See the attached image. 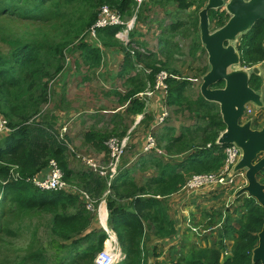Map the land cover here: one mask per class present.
I'll list each match as a JSON object with an SVG mask.
<instances>
[{
    "label": "trees",
    "instance_id": "16d2710c",
    "mask_svg": "<svg viewBox=\"0 0 264 264\" xmlns=\"http://www.w3.org/2000/svg\"><path fill=\"white\" fill-rule=\"evenodd\" d=\"M154 3L156 5H150L148 10L157 5L186 10L197 3L198 16L206 0H154ZM102 5H109L128 16L136 8L135 0H0V127L1 120L6 121L8 127L0 138V229L5 235L18 236L22 229L21 215L49 214V233L56 237L57 244L53 256L36 250L17 264L29 261L35 264H94L96 253L104 247L107 233L96 224L97 213L88 209V204L91 202L97 206L103 199L109 210L108 224L116 231L127 255L120 264H149L148 249L143 245L147 234L152 233L150 235L156 239L167 236L170 241L177 234L173 229L177 219H170L168 208L171 205H166L163 199H169L177 192L188 175L217 170L227 157L229 145L217 143L226 127L219 104L207 100L201 92L190 97L187 94L189 80H181L182 75L175 72L171 64L175 54L180 52L173 41L182 32L184 22L173 21L165 28L156 51H148L145 41L134 40L139 28L134 29L131 44L137 45L136 49L131 44H121L116 38L119 26L97 28L95 37L90 34V27L96 22ZM146 11L145 8L143 13L139 11L137 21L141 23L146 18L143 15ZM229 18L217 12L214 19L210 18V24L214 22L212 26L217 29ZM87 31L94 40L88 39ZM192 37L189 53L197 58L204 57L207 52L200 35ZM110 48H118L123 54L119 70L123 80L117 79L116 82L121 83L124 90L119 91L118 87L113 91L120 97L117 107L121 108L119 115L122 118L143 112L145 102L139 95L155 82L158 72L167 70L172 76L166 80L167 95L159 93L155 96L161 103L157 105L158 114L161 108L171 109L170 115L153 131L157 146L163 153L150 154L146 158L143 146L137 142L140 146L138 158L128 166V160L124 158L118 173L108 183V178L93 168L75 171L70 166L69 135H61L57 128L58 113L66 112L60 107L67 94L65 90L62 89L63 96L56 103L55 113H44L43 107L52 99V82L63 72L69 53H79L74 66L77 72L88 73L81 75L83 82L91 81L93 77L99 81L97 72L104 63L105 50ZM238 50L243 66L256 65L264 59V20L241 34ZM208 65L204 64L199 74H205ZM249 84L258 91L262 87V77L252 72ZM215 86H223V82ZM186 110L188 115L184 114ZM148 118L152 120L153 114ZM172 119H176L178 124H172ZM192 119L196 122L191 123L189 120ZM121 125L123 122L113 125V134L107 130H88L85 134V139L96 151L107 152L103 157L109 162L102 166H108L112 161L111 149L105 144L107 139L110 136L122 138L126 134L125 130L118 132ZM140 139H143V134ZM51 158L58 161L64 179L79 187L78 193L45 191L32 182L31 177L46 169ZM150 166L156 168L157 173L140 178L134 175L135 172L147 171ZM13 169L20 178L11 176ZM258 179L264 182V169L258 174ZM85 194L89 195V200ZM7 201L13 203L10 210L3 206ZM245 203L243 219L227 217L222 235L235 242L223 264H261L252 261V252L258 244L264 209L251 196L246 197ZM6 216L12 219L6 221ZM234 220L239 223L238 228L230 223ZM167 224L170 229H165ZM154 243L157 244V240ZM166 244L168 241L164 240ZM173 250L172 247L170 261H167L171 264H221V250L217 248L216 241L210 247L191 249L188 258Z\"/></svg>",
    "mask_w": 264,
    "mask_h": 264
},
{
    "label": "rangeland",
    "instance_id": "374dc122",
    "mask_svg": "<svg viewBox=\"0 0 264 264\" xmlns=\"http://www.w3.org/2000/svg\"><path fill=\"white\" fill-rule=\"evenodd\" d=\"M197 8V3H194L192 8L179 11L177 8L172 9V7L155 6L153 10L146 11L143 14L146 18L142 21V24L144 25L141 29H143V31H141L142 34L139 37L140 40L146 42L148 51H156L158 48L159 38L166 30L165 28H167V26L173 21L181 20L184 22L183 27H181L182 32L180 35L175 37L173 41L178 45L180 52L175 54V58H173L171 64L175 72L182 75L181 80H189L190 87L187 89V94L190 97H195L198 92L200 93L203 76L210 69L208 65V55L206 53H204V57L201 56L200 58H197L189 53L190 47L188 48V46L189 44L191 45V40H193L192 36L200 34L198 16L201 9L198 11L197 16ZM143 9L144 6L138 10L137 15H139L140 10L143 13ZM170 9H172V11ZM224 10L225 9L222 8L218 10L211 9L209 16L214 19L217 12H219L221 15L224 14L225 17H230V14L228 12L226 13ZM213 23L214 22L211 23L212 30L214 28V26H212ZM195 27L197 28L198 33L196 32ZM167 33L168 32H166V34ZM185 33H188L189 35H185ZM86 34L88 35V31ZM92 36L95 37V35ZM87 37L89 40H94L90 37V35ZM234 44L236 43L234 42ZM105 54L107 57L108 54L112 55L109 50L105 51ZM77 55H79L78 52L69 53L63 72L52 82L53 100L51 99L49 103L44 105L43 112L45 113L49 111L53 113L54 111L55 113L58 108L56 103L59 102L60 98L63 96L62 89H64L67 94L64 103H62L60 107L66 110V112L63 113V117L60 116L59 123H62L61 128L64 131V134L67 133L70 138V166L73 167L75 171L91 169L92 167L89 168L90 163L88 162V159L90 158H95L98 161H101V166L107 165L109 162H107V160L103 157L104 155H107V152L100 150L96 151L94 147L90 145L88 140L85 139L86 132L88 130L93 132L107 130L108 132L112 131L113 134V125L123 122V125L120 126L118 132L125 130L126 134L124 137L128 136L130 139L132 137V141L126 146L125 154L123 153L124 155L121 158L122 161L120 164L125 158L128 160L126 163L128 166L138 158L140 154L138 151L140 146L138 147L137 142L140 141L144 129L149 126L150 122L153 121L156 116H158L157 105L159 104L160 106L161 103L155 97L153 98L147 95L141 96L140 94L139 96L145 102L143 112L134 117L123 116L122 118L119 115L121 108L120 106L117 107L120 97L113 92L118 89V87L120 88L118 89L119 91L124 90V86H121V83L116 82L118 81L115 75V71L118 66L116 59L118 54L113 53V62L115 63V67L112 70L113 78L110 77L108 80L103 82L100 79L98 81L96 77H93L94 79L91 81L83 82L81 80L82 76L88 73L77 72V68L74 66V64H76V57L78 58ZM204 64L208 65L207 71L205 74H199L201 73L199 71H202L201 69ZM237 68H241V66L238 65ZM252 72H256L262 77V87L258 90V92L261 95L263 105L261 106L249 103L248 105H250L254 111V115H251L250 118L253 120V127L261 128L264 125V68L261 66H253L250 73ZM163 93L161 94L163 95ZM166 95L167 92L165 91L164 96ZM167 110L170 115L171 109L167 108ZM151 114H153L154 117L152 120L148 118ZM184 114L188 115L189 112L186 110L184 111ZM256 117H258L257 122L255 121ZM247 119H249V117L245 116L242 118V122ZM170 121L172 124H178L176 119H172ZM189 121H191V123L194 121L195 123L196 119ZM66 129L68 130L66 131ZM3 135L4 132L1 131L0 138ZM111 137L112 136H110L105 142L107 146H109L108 140ZM144 153L146 154L145 157L148 158V155L158 154L160 152L153 149L145 151ZM224 164L219 169H215L212 172L220 173L224 168ZM93 169L102 174L101 171H99L100 169ZM116 170L118 171L119 168L116 167ZM156 171V168L150 166V169L147 171L142 173L135 172L134 175L140 178L144 175L157 173ZM193 174L196 173H192V175ZM192 175H188L186 181ZM233 176L235 183L231 185L218 184L211 188H204L191 192H182L178 193L174 197H170L169 199H163L166 202V205H171V207L168 208L170 219H174V217L177 219V223L173 225V229L177 230V234L173 241L167 239V236L165 239L162 237H160L162 239H156V237L151 235L152 239L154 238V242L155 239L157 240L159 247L157 248L158 253H163V251L166 250V258L170 261L169 253L173 247L175 250L174 253H177L178 255L180 253L185 254L186 258H188L190 256L191 249L206 246L210 247L214 241H216L217 248L221 250L220 263L223 264L224 258L231 253L235 242L231 237H224L222 235L225 224L228 221L227 217L230 216L233 218L243 219L246 211L244 208L246 204L245 199L249 196L247 193L240 194L239 196L237 195V191L247 184V180L241 175V171L235 173ZM68 184V187L75 188L73 183L68 182ZM100 205H103V201ZM3 206L5 207V210H10L13 203L11 201H7ZM98 207L94 206L95 213ZM91 211L94 212V210ZM104 216H106V212H104ZM49 217L50 215L45 213L41 216L38 214H26L25 216L21 215L19 217V221L22 225V229L20 230L21 232L18 236L5 235L0 229V264H17L24 257H27L29 253L36 250H42L46 254L53 256L56 252L57 244L55 240L56 237L51 236L49 233ZM10 219H12L11 216H6V221ZM230 223H233L235 228L239 227V223L235 220ZM167 228L170 229L169 224L165 227V229ZM149 231L152 232V229ZM233 234L236 236L238 235V233ZM164 240L168 241V244L164 245ZM62 252L65 253V249H63ZM171 258L173 259L175 256H171ZM153 262L154 261L151 258L150 263ZM24 264L35 263L29 261Z\"/></svg>",
    "mask_w": 264,
    "mask_h": 264
},
{
    "label": "water",
    "instance_id": "95a60500",
    "mask_svg": "<svg viewBox=\"0 0 264 264\" xmlns=\"http://www.w3.org/2000/svg\"><path fill=\"white\" fill-rule=\"evenodd\" d=\"M218 8L225 9L230 18L222 27L212 30L209 11ZM199 18L200 38L210 67L203 76L200 90L207 100L219 104L226 126L217 143L235 144L241 149V159L230 174L243 170L247 184L237 191V195L247 193L264 209V182L258 179V174L264 169V125L254 128L251 118L242 122L247 104L262 106L263 102L260 93L249 84L250 73L237 68L241 56L234 44L242 33L264 20V0H208L199 12ZM219 82H223V86H215ZM258 238L252 261L264 264V222Z\"/></svg>",
    "mask_w": 264,
    "mask_h": 264
},
{
    "label": "built area",
    "instance_id": "2783aa9c",
    "mask_svg": "<svg viewBox=\"0 0 264 264\" xmlns=\"http://www.w3.org/2000/svg\"><path fill=\"white\" fill-rule=\"evenodd\" d=\"M135 1L137 2V7H139L144 0ZM135 19L136 15H133L131 19L125 21L118 12L105 5L101 8L96 22L90 27V34L96 35L97 28L106 27L112 24H126L127 28L123 31H119L116 36L120 40L127 42L129 40L128 33L133 28ZM146 72H150V70L146 69ZM169 76L172 75L167 70H161L158 72L155 77V82L153 84H149L146 89L141 91V96L147 95L154 98L159 93L164 92L163 95H165V91L168 93V85L166 80ZM246 113L247 115H253V110L250 105L246 106ZM168 116L169 112L167 108H161L160 113L153 121H151L148 129L145 132L143 131V139H140V145L143 146L144 151L154 149L160 153H163V150L157 146L156 137L153 131L154 128L161 125ZM62 132L64 131L62 130ZM108 143L109 148L111 149L112 157V161L108 166H111L110 168L114 173L117 164L124 155L123 153H125L126 146L130 143V137L126 136L119 138L117 136H112L108 140ZM226 155L227 157L225 159L224 168L220 173L212 172L193 174L181 187L179 192H191L194 190L211 188L218 184H234L235 179L233 175H235V173L231 175L230 172L241 159L242 151L235 144H230L226 148ZM88 162L90 163L89 167L96 168V170L100 169L99 171H101L102 174H106V168L108 166H101L95 158L88 159ZM241 175L245 177V172L241 171ZM33 182L39 189L45 191L62 190L67 187V183L63 179V171L55 159L50 160L46 170H43L38 175L34 176ZM123 257L124 255L117 249V245H110L109 248H105L98 253L96 261L98 264H114Z\"/></svg>",
    "mask_w": 264,
    "mask_h": 264
},
{
    "label": "clouds",
    "instance_id": "9594fccd",
    "mask_svg": "<svg viewBox=\"0 0 264 264\" xmlns=\"http://www.w3.org/2000/svg\"><path fill=\"white\" fill-rule=\"evenodd\" d=\"M145 1L146 0H144L143 1V3L141 4L142 6H144V4H145ZM136 2V1H135ZM207 2H208V0H206V4H207ZM205 4V5H206ZM141 5L139 6V7H137V2H136V8H135V10H134V13L131 15V16H128V15H123L118 9H116V8H112V7H110L109 5H106V6H108L110 9H112V10H114V11H116V12H118L120 15H121V17L125 20V21H128L129 19H131L132 18V16L133 15H136V19H135V21H134V26H133V28L129 31V33H128V38H129V40H128V42H124V41H122V40H120L116 35H117V33L119 32V31H123V30H125L126 28H127V25L126 24H123V25H121V24H112V25H108V26H119V27H121L119 30H118V32L116 33V38L121 42V44H123V45H125V46H129L130 44H131V32L135 29V26H136V22H137V17H138V15H137V13H138V10L140 9V7H141ZM205 5H204V7H205ZM103 6H105V5H102L101 7H100V9H99V13H100V11H101V8L103 7ZM202 10V9H201ZM200 10V11H201ZM98 16H99V14H98ZM210 19V18H209ZM199 21H200V18H199ZM210 26H211V24H210ZM214 29V28H213ZM89 35V34H88ZM200 35V34H199ZM241 36V35H240ZM240 36H239V38L236 40V44H235V46L237 45V50H238V41H239V39H240ZM133 47H136V49H138V46L137 45H135V44H131ZM141 50L142 51H144L142 48H141ZM238 52H239V50H238ZM240 53V52H239ZM240 56H241V54H240ZM263 61H264V59L262 60V61H260L258 64H256V65H251V66H247V65H242L241 64V57H240V63L238 64V65H240L241 66V68H243V69H245V70H247L248 71V73H250V71L252 70V68H253V66H261V67H263L264 68V63H263ZM139 69H142V66H139ZM250 75H251V73H250ZM200 92H201V90H200ZM251 104V103H250ZM248 105V104H247ZM246 105V106H247ZM139 115V114H138ZM246 116H248L249 118H250V116L251 115H247V113L245 114ZM253 115H254V111H253ZM257 118L258 117H256V122H257ZM137 120V119H136ZM252 122H253V120H252ZM61 124H57V128L60 130V133H61V135H64V132H62V128H61ZM253 126V125H252ZM6 130H8V127L6 126V121H4V120H1V127H0V132L1 131H3L4 133H5V131ZM68 129H66V131H67ZM70 148H71V143H70ZM127 150V149H126ZM144 151V150H143ZM125 154V153H124ZM122 158V157H121ZM51 159H55V158H51ZM50 159V160H51ZM50 160H49V162H50ZM56 160V159H55ZM57 161V160H56ZM122 160L120 159V161H119V163L117 164V166L116 167H120V162H121ZM57 163H58V161H57ZM48 165H49V163H48ZM58 165H59V163H58ZM60 166V165H59ZM48 167V166H47ZM111 166H108L107 168H106V174H101L102 176H104V177H107L108 178V183H110V181L113 179V177H115V175L118 173V171L117 170H115V172L113 173V171L111 170V168H110ZM61 168V167H60ZM47 169V168H46ZM46 169H44V170H46ZM62 169V168H61ZM63 171V170H62ZM11 176L12 177H14V178H20V176H19V174L18 173H15L14 172V169L13 170H11ZM33 178L34 177H31V179H32V182H33ZM30 179V180H31ZM63 179H64V172H63ZM65 180V179H64ZM66 181V180H65ZM34 183V182H33ZM66 183H67V187L65 188V189H62V190H53V191H63V192H73V193H78V191H79V187H77L74 183V186H75V188H72V187H68L69 186V184H68V181H66ZM181 189V188H180ZM180 189L178 190V192H176V193H173V194H171L170 196H169V198L170 197H174V196H176L178 193H182V192H179L180 191ZM85 198L86 199H90V197H89V195L88 194H85ZM103 201V209H101L100 208V206H102V205H100V203ZM100 205V206H99ZM99 206V207H98ZM95 207H98V209H97V211H96V213H97V219H96V221L98 222V224H99V226L102 228V229H104V231L107 233V237H106V239H105V241H104V247L100 250V251H102L103 249H105V248H109L110 247V245H117V249L119 250V251H121V253L124 255V257L122 258V259H120V260H118L117 262H115L114 264H120V263H122L125 259H126V257H127V255H126V253L123 251V249H122V246H121V244H120V242H119V239H118V235H117V233H116V231H114L110 226H109V224H108V218H109V215L106 213V216H104V212H106V210H107V203H106V200L105 199H103V200H101L100 202H99V204L97 205V206H95ZM105 207V208H104ZM88 209H90V210H94V213H95V209H94V204H92L91 202H89V204H88ZM109 211V210H108ZM95 213V214H96ZM143 245L145 246V244H144V242H143ZM143 247V246H142ZM100 251H98L97 253H96V255H95V258H94V262H95V264H98L97 263V261H96V258H97V255H98V253L100 252Z\"/></svg>",
    "mask_w": 264,
    "mask_h": 264
},
{
    "label": "crops",
    "instance_id": "0c3cea01",
    "mask_svg": "<svg viewBox=\"0 0 264 264\" xmlns=\"http://www.w3.org/2000/svg\"><path fill=\"white\" fill-rule=\"evenodd\" d=\"M156 5L155 3H154V0H146L145 1V4H144V8L145 9H147V11H150V10H153V8L155 7H153L152 9H150V10H148V8H150V5ZM174 7H172V9H173ZM172 9H170L171 11H172ZM175 9V8H174ZM143 25L144 24H142V22L140 23L139 21H137L136 22V26H135V29L137 28H139V30H138V32L134 35V40H137V39H139V37L141 36V34H142V32L141 31H143V29H141V28H143ZM136 43V42H135ZM134 48H136V47H134ZM111 53H112V55L111 54H108V57L106 56V54H105V60H104V63L102 64V66H101V68L98 70V72H97V74H98V76H99V79L103 82V81H106V80H108L110 77H112L113 78V76H112V70L114 69V67H115V63L113 62V53H117L118 54V56L116 57V59H117V64H118V66H117V70L115 71V75H116V79H122L120 76H119V70H120V67H121V63H122V57H123V54H122V52H121V50L120 49H108ZM105 51H107V50H105ZM123 80V79H122ZM63 113L64 112H62V113H58V115H59V118H60V116H64L63 115ZM100 208L101 209H103V205L102 206H100ZM105 208V207H104ZM108 209V208H107ZM106 213L109 215V213H108V210H106ZM96 224H98V222L96 221ZM156 240V239H155ZM153 242H154V238L152 239V236L150 235V233H148L147 234V237H146V239H145V246L147 247V253H148V257H149V259H153V263H149V264H171L170 262H167L168 260H167V258H166V250H164L163 251V253H158V251H157V248H159L158 247V244H153ZM153 247H157L156 249L155 248H153ZM161 249H164V248H161Z\"/></svg>",
    "mask_w": 264,
    "mask_h": 264
},
{
    "label": "flooded vegetation",
    "instance_id": "af4514ba",
    "mask_svg": "<svg viewBox=\"0 0 264 264\" xmlns=\"http://www.w3.org/2000/svg\"><path fill=\"white\" fill-rule=\"evenodd\" d=\"M254 128H258V127H254ZM261 155H262V154H260L259 156H261ZM259 156H258V157H259ZM241 171H243V170H241ZM243 172H244V171H243Z\"/></svg>",
    "mask_w": 264,
    "mask_h": 264
}]
</instances>
